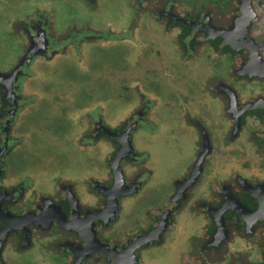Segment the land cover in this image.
Instances as JSON below:
<instances>
[{
    "label": "rangeland",
    "instance_id": "1",
    "mask_svg": "<svg viewBox=\"0 0 264 264\" xmlns=\"http://www.w3.org/2000/svg\"><path fill=\"white\" fill-rule=\"evenodd\" d=\"M148 1L95 0L96 11H91L80 0H0V79L8 84L12 100L10 136L19 139L3 182L30 179L26 199L15 207L26 210L34 193L53 194L58 177L72 181L77 193L89 177L106 179L109 158L118 194L128 195L122 207L137 211L136 224L147 210L164 216L181 191L187 193L163 237L171 259L174 250L179 257L187 253V241L200 224L190 214V202L207 192L211 180L239 170L264 176V170L246 141L258 127L253 119L229 145L219 135L226 120L234 129L233 117L237 123L241 107L255 92H245L231 78L223 82L224 61L208 47L197 59L183 55L171 33L151 18ZM151 1L160 5L152 14L175 21L185 11L205 12L210 0ZM35 9L45 17L42 31L51 45L25 61L27 36L13 35L9 22ZM207 18L203 13L201 23L186 21L199 27ZM207 81L214 91L206 88ZM123 121L127 128L117 136L121 145L114 156L109 155L110 143L80 141L96 122L112 127ZM125 155L134 162H123ZM246 158L249 169L241 170ZM196 173L197 185L195 180L191 186L179 182ZM83 199L94 200L85 194ZM122 222L124 229L130 226L127 219ZM1 244L5 262L10 252ZM240 244L236 241L234 248Z\"/></svg>",
    "mask_w": 264,
    "mask_h": 264
},
{
    "label": "flooded vegetation",
    "instance_id": "2",
    "mask_svg": "<svg viewBox=\"0 0 264 264\" xmlns=\"http://www.w3.org/2000/svg\"><path fill=\"white\" fill-rule=\"evenodd\" d=\"M80 1L96 11L95 0ZM146 7L151 18L171 33L183 55L192 53L197 59L201 49L208 47L224 61L223 82L231 78L242 83L245 92H255L254 98L241 107L237 123L233 117L234 129L230 124L227 126L226 120L219 135L223 144L229 145L239 138V129L246 125L247 119H253L258 127L248 132L246 141L264 170V0H210L205 12L185 11L175 21L152 14L160 7L155 1H148ZM34 11L9 22L13 35L27 36L25 61L51 45L43 32L45 17L38 14V9ZM203 13L208 18L199 27L186 21L190 18L201 23ZM205 86L214 91L213 83L207 81ZM217 88L223 90L220 85ZM8 91V84L0 79V242L10 252L5 255V262L0 258V264H264V176H245L240 170L211 180L207 192L192 199L190 214L200 224L187 241L185 256L181 253L179 257L174 250L171 259L166 258L163 237L187 193L181 191L164 216L147 210L142 214L141 224H136L137 211L122 207L128 195L118 194L120 189L114 182L109 158L105 159L106 179L96 181L89 177L77 193L72 181L58 177L53 194L34 193L26 210L15 208L21 199H26L30 179L3 182L19 141L11 138L9 132L13 112ZM126 124L123 121L109 127L96 122L81 134L80 141L110 143L113 149L109 155L114 156L121 145L117 136L126 130ZM210 129L214 134L216 129ZM11 139L13 142H8ZM239 151V155L245 156L243 149ZM133 159L131 155L122 157L123 162H134ZM247 161L243 160L241 170L249 169ZM197 173L191 180L184 177L179 182L191 186L195 180L193 185H197ZM83 193L93 198V202L83 199ZM121 218V222L127 219L128 228L120 225H124ZM236 241L241 243L239 248H234ZM41 256L50 260H40Z\"/></svg>",
    "mask_w": 264,
    "mask_h": 264
}]
</instances>
